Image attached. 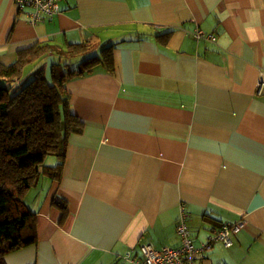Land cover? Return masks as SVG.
<instances>
[{
  "label": "crops",
  "instance_id": "0c3cea01",
  "mask_svg": "<svg viewBox=\"0 0 264 264\" xmlns=\"http://www.w3.org/2000/svg\"><path fill=\"white\" fill-rule=\"evenodd\" d=\"M59 6L31 25L15 0H0V62L36 43L85 44L66 57L76 70L112 45L114 68L66 83L83 129L67 140L60 178L26 193L37 241L6 264H131L143 244L177 249L180 203L195 248L221 224H243L230 248L216 243L196 264H264V0ZM196 28L215 41H195Z\"/></svg>",
  "mask_w": 264,
  "mask_h": 264
},
{
  "label": "trees",
  "instance_id": "16d2710c",
  "mask_svg": "<svg viewBox=\"0 0 264 264\" xmlns=\"http://www.w3.org/2000/svg\"><path fill=\"white\" fill-rule=\"evenodd\" d=\"M86 49L85 44H70L62 50L47 42L36 43L19 51L11 64L0 62V264H6L8 254L36 243V218L25 204V195L42 177L60 178L67 140L82 132L66 83L94 72L98 64L113 72L112 45L102 47L100 57L85 60L76 70L70 63L61 65L62 57ZM50 54L60 57L52 62L47 77L35 67ZM47 155L56 158L55 165H43ZM53 204L63 219L65 202Z\"/></svg>",
  "mask_w": 264,
  "mask_h": 264
},
{
  "label": "built area",
  "instance_id": "2783aa9c",
  "mask_svg": "<svg viewBox=\"0 0 264 264\" xmlns=\"http://www.w3.org/2000/svg\"><path fill=\"white\" fill-rule=\"evenodd\" d=\"M60 0H15V6L20 12H27L29 23L36 25L44 19H48L60 12ZM195 41H215L214 36L206 35L196 28L192 32ZM257 93L264 89V78L260 77L256 85ZM189 213L186 206L179 204L178 217L176 220V231L180 238L181 245L177 249L161 248L159 250L151 245L143 244L139 247L142 258L139 260L130 259L131 264H196V254L210 249L214 244L219 243L225 248L233 244L232 237L238 234L243 227L241 222L234 224H221L208 240L195 248L192 244L188 229ZM129 259V255L126 256Z\"/></svg>",
  "mask_w": 264,
  "mask_h": 264
},
{
  "label": "rangeland",
  "instance_id": "374dc122",
  "mask_svg": "<svg viewBox=\"0 0 264 264\" xmlns=\"http://www.w3.org/2000/svg\"><path fill=\"white\" fill-rule=\"evenodd\" d=\"M56 57H57V61L59 62V57L60 56L58 55ZM45 63H46V60L44 59V62L40 63V64L38 63L39 65H37L35 68H37V67L40 68V66H43ZM60 63L63 66L64 65H69V62L64 57H62V62H60ZM69 66H70L71 69H73V65H69ZM39 68H38V70H40ZM55 163H56V158L53 155H47L46 158L44 159L43 165H45V166H53V165H55Z\"/></svg>",
  "mask_w": 264,
  "mask_h": 264
}]
</instances>
